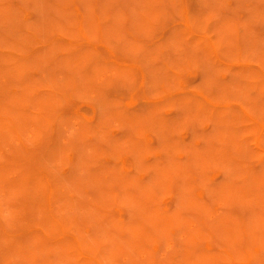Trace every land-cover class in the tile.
I'll list each match as a JSON object with an SVG mask.
<instances>
[{"label": "rangeland", "instance_id": "374dc122", "mask_svg": "<svg viewBox=\"0 0 264 264\" xmlns=\"http://www.w3.org/2000/svg\"><path fill=\"white\" fill-rule=\"evenodd\" d=\"M210 7L0 0V264H264V5Z\"/></svg>", "mask_w": 264, "mask_h": 264}, {"label": "clouds", "instance_id": "9594fccd", "mask_svg": "<svg viewBox=\"0 0 264 264\" xmlns=\"http://www.w3.org/2000/svg\"><path fill=\"white\" fill-rule=\"evenodd\" d=\"M112 10L117 18L124 23L127 17L124 15L122 4L124 0H109ZM135 3L141 5V10L138 13L139 23L144 30H151L153 25L157 23L161 17L165 14L167 6L171 3H182V0H134ZM211 7L206 12V14L200 18L199 23L202 26H207L213 21L217 20L220 11L226 6L227 0H209ZM256 4L264 5V0H238V10L242 9L244 11L251 12ZM259 15L264 17V9H260ZM190 24L192 23L190 19ZM244 27V25H241ZM264 44V41L261 42ZM261 66H264V55L259 58L258 61ZM162 94V90L153 94L155 98H159Z\"/></svg>", "mask_w": 264, "mask_h": 264}]
</instances>
